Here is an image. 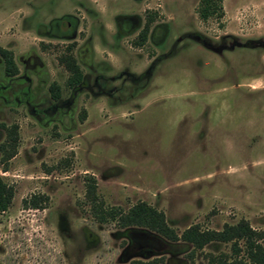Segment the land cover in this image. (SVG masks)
<instances>
[{"label": "rangeland", "instance_id": "1", "mask_svg": "<svg viewBox=\"0 0 264 264\" xmlns=\"http://www.w3.org/2000/svg\"><path fill=\"white\" fill-rule=\"evenodd\" d=\"M219 1L221 14L205 19L199 0H103L102 18L91 23L76 14L84 34L90 24L104 35L78 39L72 51L89 85H60L53 100L50 81L67 75L56 59L73 40L22 27L41 0H0V46L17 68L6 78L0 58V124L17 126L14 155L3 162L0 150V177L13 188L0 212V264H232L229 242L193 252L181 241L158 252L129 251L123 228L91 215L88 176L103 206L125 211L144 201L177 234L240 219L264 232V105L255 112L251 102L264 100V0ZM85 2L56 0L47 19ZM133 14L111 48L115 18ZM87 41L92 58L78 60ZM221 43L218 53L208 48ZM4 138L0 127V144ZM32 194L47 196L42 209L22 207Z\"/></svg>", "mask_w": 264, "mask_h": 264}, {"label": "trees", "instance_id": "2", "mask_svg": "<svg viewBox=\"0 0 264 264\" xmlns=\"http://www.w3.org/2000/svg\"><path fill=\"white\" fill-rule=\"evenodd\" d=\"M217 13L221 14L219 0H199L198 14L201 19ZM152 17H147L144 29L138 36L139 40H145L147 30ZM202 42V38H199ZM135 43L137 41L135 40ZM71 44L65 47L64 54L57 57L58 63L63 65L70 78H77V64L71 53ZM0 58L3 62L4 73L8 76L17 73V68L12 58L10 50L0 46ZM73 88L72 86H66ZM50 96L53 100L58 99V86L51 83L48 86ZM5 131L4 141L0 144V150L4 152L3 162L11 158L15 153L17 140L15 124L5 126L0 124ZM6 166H3L5 170ZM95 182L91 176H88L84 184V197L89 204V211L93 218L99 223L113 222L118 228H123L128 240V250L131 252H142L150 250L152 252L162 251L172 248L178 241L191 244V252L200 250L202 247L212 241L229 242L231 252L234 255L232 264H264V232L255 230L249 226L247 221L240 219L234 224H224L220 230L204 229L201 230L193 224L183 229L179 234L169 227L164 219V214L145 203L137 201L127 210L123 211L117 206L105 207L98 200L95 193ZM13 196V188L6 184L0 177V212H3L9 206ZM47 201V196L43 194H32L21 199L23 208L42 209ZM242 241V245L238 243ZM190 252V253H191ZM243 257L235 258L239 253ZM155 260H141L130 258L124 264H154ZM221 264H226L223 260Z\"/></svg>", "mask_w": 264, "mask_h": 264}, {"label": "flooded vegetation", "instance_id": "3", "mask_svg": "<svg viewBox=\"0 0 264 264\" xmlns=\"http://www.w3.org/2000/svg\"><path fill=\"white\" fill-rule=\"evenodd\" d=\"M42 1V5H41V11L42 10H46L47 13L46 14H42L41 16V20L39 19L40 16L38 15L37 10L38 9H33V13H31V17L30 16H26L28 20H26L24 23H22V27H25V23L26 26L29 28H33V32L34 33H38L40 34L43 38H47L49 40L51 39H60V38H70L73 41L70 42L69 44L72 45L71 47V53L72 51L76 48L77 44H76V40L78 39H86V40H91L93 38H98L101 39L102 36L104 35V33H102L101 29H98V31H94L92 29H90V27L92 25H88V31L86 34L83 33V31L81 30L80 27V19H82V17L87 18L88 20L91 21V23L95 20H97L99 17L102 18V12L105 10L104 9V4H103V0L101 5L100 4H93L87 0V2H85L84 5H80V7L75 8L74 10H72L69 13L66 14H62L58 17H51L50 19H47L49 16V7H47V5L50 6V3L56 1V0H41ZM91 1H96V0H91ZM29 5H33L31 3H29ZM36 7V6H34ZM44 7V8H43ZM76 14H82L83 16L80 18L79 16H77ZM47 15V16H46ZM133 17L129 18V17H117L115 18L114 21V25H115V29L114 31L111 33V42L109 43L108 41H106L107 44H110L111 48L116 46V44L118 43V38L122 37L124 34L127 33V30L129 28V26H131L129 23L135 21L136 16L133 14ZM30 19V20H29ZM144 25H145V21H143L141 28L137 31L136 33V41L137 43H135L137 46H141L143 45V43L145 42V40H139V35L141 34L142 30L144 29ZM103 27V26H102ZM46 28H49V31L46 32ZM96 29V26L94 27ZM100 28V26H99ZM97 33V34H95ZM106 40V39H105ZM92 43L91 42H86L83 46L84 50L83 51H77V59H81L83 60V58L85 57H91V52H92ZM257 44L262 45L261 41H257ZM219 45L224 46L225 44L221 43ZM218 45V46H219ZM251 47L253 46V44H250ZM67 46V45H66ZM65 46V47H66ZM209 47H215V46H208ZM76 51V50H74ZM170 51V50H169ZM73 55V54H72ZM74 57V56H73ZM90 58V59H91ZM75 60V57H74ZM57 64L61 67V69L67 73L65 79L63 80L62 83L56 82L55 80H51L49 84L53 83L57 86L63 85V86H72V87H87L89 85L88 83V75L86 73H83V71L81 70V68L78 66L77 61L75 60V63L77 64V72H78V77L77 78H70L67 69L61 65L60 63H58V60L56 59ZM4 75L6 76V78H12L14 76L17 75H11L8 76L4 73ZM143 76V73L139 74L137 76L136 79H134V76H132V80L133 82H136L137 80H139L141 77ZM262 99H264V96L262 97ZM252 107L254 109V111H258L256 110V108H258V105L262 108V105H264V100L260 101H251ZM259 103V104H258ZM259 109V108H258Z\"/></svg>", "mask_w": 264, "mask_h": 264}, {"label": "water", "instance_id": "4", "mask_svg": "<svg viewBox=\"0 0 264 264\" xmlns=\"http://www.w3.org/2000/svg\"><path fill=\"white\" fill-rule=\"evenodd\" d=\"M224 48V46L222 45H219V46H216V47H209V49H211L212 51L218 53L220 52V50H222Z\"/></svg>", "mask_w": 264, "mask_h": 264}]
</instances>
